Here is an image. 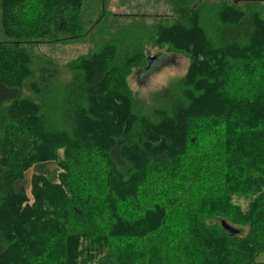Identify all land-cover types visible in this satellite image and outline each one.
I'll return each instance as SVG.
<instances>
[{"label":"trees","instance_id":"16d2710c","mask_svg":"<svg viewBox=\"0 0 264 264\" xmlns=\"http://www.w3.org/2000/svg\"><path fill=\"white\" fill-rule=\"evenodd\" d=\"M31 1L0 13V264H155L170 240L175 264H264V0H152L170 14L116 33L108 0ZM70 41L92 48L67 73L35 51ZM166 43L189 72L146 102L129 76Z\"/></svg>","mask_w":264,"mask_h":264},{"label":"rangeland","instance_id":"374dc122","mask_svg":"<svg viewBox=\"0 0 264 264\" xmlns=\"http://www.w3.org/2000/svg\"><path fill=\"white\" fill-rule=\"evenodd\" d=\"M31 2H33L32 7H34L35 0ZM107 9L108 16L111 15L109 21L112 23V32L115 31V33L118 29H120V26L122 27L123 25H128L134 21L150 24L153 23L155 19L156 21H159L161 16L165 17L170 14V7L168 5L163 2L157 3L152 0H128L126 2H121V0H108ZM1 11L2 0H0V13ZM21 17H23V24H26L31 18L34 17V13L32 11H25ZM186 37L193 38L195 36L190 34L182 36V34H178L171 37V39L176 43L185 44V42H189ZM34 45L35 47L37 46L35 51H40L42 54H45L58 62L59 65L63 67L64 73H67L66 64L68 61L77 58L92 48L90 42L75 41L66 43H45L39 44V46L37 44ZM174 50H169L168 43L163 44L162 46L151 47L150 56H159L160 58L154 61L151 66H147L143 69H136L129 76V86L137 98L149 102L150 96L153 93L159 91L165 86H168L172 82L184 78L186 74H188L191 65L189 54L184 50H176V48H174ZM239 61L242 64L244 60ZM233 78H235V76ZM243 81L244 79L242 76L236 75L234 84L239 85L242 84ZM53 168L54 167H52V169ZM32 174L33 170L31 169L28 175L29 184L27 188L28 201L31 204L35 202V197L33 195V191L31 190L30 184ZM152 197L153 196H151L150 199ZM248 199L245 201H236L243 203V207H246ZM169 218V221L171 220L169 222L171 229H177L182 226L181 223H177L176 220H173L174 215L169 216ZM171 239L173 238L171 237ZM172 241L173 240L168 241V246L162 247L161 249L164 250L158 252V255L154 257L153 262L155 264H175L176 261L183 263V261H178L177 259H174L173 255L169 254L168 247ZM140 247L141 246L138 248ZM166 249L168 253L165 252ZM258 259L264 261V253H261Z\"/></svg>","mask_w":264,"mask_h":264},{"label":"water","instance_id":"95a60500","mask_svg":"<svg viewBox=\"0 0 264 264\" xmlns=\"http://www.w3.org/2000/svg\"><path fill=\"white\" fill-rule=\"evenodd\" d=\"M158 58H160L159 56H149L148 57V65L147 66H151L152 63L154 61H156ZM223 227L229 231L231 234H238L239 230L234 228L233 226L229 225L228 223H226L225 221L222 222Z\"/></svg>","mask_w":264,"mask_h":264}]
</instances>
